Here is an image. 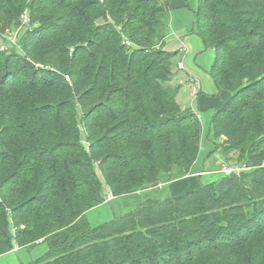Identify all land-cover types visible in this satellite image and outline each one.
<instances>
[{
    "label": "trees",
    "instance_id": "trees-1",
    "mask_svg": "<svg viewBox=\"0 0 264 264\" xmlns=\"http://www.w3.org/2000/svg\"><path fill=\"white\" fill-rule=\"evenodd\" d=\"M195 15L230 93L216 151L248 169L93 227L108 194L194 172L203 128L169 85V3L0 0V36L19 30L0 50V255L46 243L28 264H264V0H199Z\"/></svg>",
    "mask_w": 264,
    "mask_h": 264
},
{
    "label": "rangeland",
    "instance_id": "rangeland-1",
    "mask_svg": "<svg viewBox=\"0 0 264 264\" xmlns=\"http://www.w3.org/2000/svg\"><path fill=\"white\" fill-rule=\"evenodd\" d=\"M169 1L171 2L173 0ZM183 2L185 3H177L174 5L176 2L173 1L172 6L170 5V24L163 49L166 52H175L179 48L180 43L177 39L179 37L184 39L188 47L185 57L180 52L174 57L172 67L174 75L169 85L173 88H178L177 101L184 106V108L192 107L196 113L201 115L200 122L203 128L201 149L193 170H204L205 173L202 176V181L203 184H207L218 182L225 176L223 172L220 170L218 171L223 165L224 159L223 156L216 151L213 131L210 129L212 116L216 109H218L216 106L224 99V96L218 95L219 90L214 83L211 73L212 65L216 57L215 50L211 47H206L198 34V22L196 21L195 13L199 6V0H184ZM28 21L29 16L26 13L24 16V24ZM102 21L101 19L100 22ZM18 33L19 30H10L4 36H0V50H7L10 46L16 45ZM195 40H197L196 45L194 44ZM179 60H183L184 69H179L177 67ZM38 65L39 64H37V66ZM192 77L204 84L203 97H201L199 102L197 98L192 100L190 94L188 82L192 80ZM67 79L69 80V78ZM228 164H236L235 155H232V160H230ZM158 191L162 192L160 189ZM155 193L156 191H153L151 194L153 198L160 197L158 193ZM143 196L144 195H140V197H138L137 195L128 194L115 197L113 201L102 203L99 207L89 210L87 212V218L91 226H99L112 220L115 216L136 209L142 202ZM139 198L141 199L140 202ZM47 250L48 246L46 243H38L32 247L17 246L12 251L0 255V264H28L44 256Z\"/></svg>",
    "mask_w": 264,
    "mask_h": 264
},
{
    "label": "crops",
    "instance_id": "crops-1",
    "mask_svg": "<svg viewBox=\"0 0 264 264\" xmlns=\"http://www.w3.org/2000/svg\"><path fill=\"white\" fill-rule=\"evenodd\" d=\"M167 1L169 3V7L172 6V4H173L172 2L173 1L176 2V3H174V5L177 4V3L178 4H180V3L181 4H184L185 3V2H183L184 0H173L171 2L169 0H167ZM177 39H178V41H179L180 44H179V48L176 51H179L180 52V48L181 47H184L185 48L184 52H180V53H182L184 55V57H185L186 54H187V51H188V47H187L184 39H181L180 37L177 38ZM196 41L197 40L194 41V44L195 45H196ZM197 45H198V42H197ZM178 62H182L183 65H184L183 60H179ZM182 69H184V68H182ZM188 86L190 87V94L192 96V100H195L197 98V100L199 102L200 99H201V97H203L202 94H203V86H204V84L201 81H199V80L195 79L194 77H192V80L188 82ZM196 90H197V92H195ZM218 95H223L224 96L223 97L224 99L219 102V104L216 106L217 108L221 107L222 104L230 97V93L227 92V91H221V92H218ZM198 106H199V104H198ZM182 107L184 108V106H182ZM202 171H204V170L194 171L190 175H186V176H184L182 178L173 180L171 182H168V183H165V184H161L157 188H151V189H147V190H143V191H138V192L132 193V195H137L138 197H140V195H144L142 200L139 198V202H140V200L143 202L144 198H145V200L148 199V198H153L151 196V194H152L153 191H156V193H158V196H160L157 199H164V198L170 197V196H179V195H181L183 193H186V192H188L190 190L196 189V188L200 187L203 184L202 176L204 175V173L202 175H198V173H200ZM159 189L162 192H159L158 191ZM113 199L110 200V201H113ZM105 202H108V201L105 200ZM100 205H98L97 207H99ZM97 207H95V208H97Z\"/></svg>",
    "mask_w": 264,
    "mask_h": 264
},
{
    "label": "built area",
    "instance_id": "built-area-1",
    "mask_svg": "<svg viewBox=\"0 0 264 264\" xmlns=\"http://www.w3.org/2000/svg\"><path fill=\"white\" fill-rule=\"evenodd\" d=\"M127 43L129 44V42H127ZM184 50H185L184 47L180 48V52H184ZM177 66H178L179 69L184 68V65H183L182 62H178ZM197 90L195 92H197ZM197 116H198L199 119L201 118V115L199 113H197ZM246 169H248V167L245 164L229 165L226 162H224L223 165L220 168V171L223 172L226 175H231L233 173L240 174L241 172H243ZM113 198H114V196L110 193V194H108V197H106V201H110Z\"/></svg>",
    "mask_w": 264,
    "mask_h": 264
}]
</instances>
